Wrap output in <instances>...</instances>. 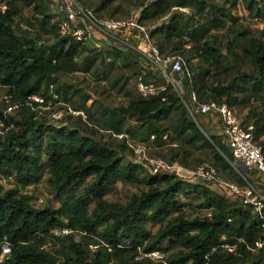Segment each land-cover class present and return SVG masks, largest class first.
<instances>
[{
    "label": "trees",
    "instance_id": "16d2710c",
    "mask_svg": "<svg viewBox=\"0 0 264 264\" xmlns=\"http://www.w3.org/2000/svg\"><path fill=\"white\" fill-rule=\"evenodd\" d=\"M77 1L89 9L86 2ZM116 2L100 0L92 11L99 19L103 18L96 13L104 12L108 15L104 18L121 19L116 18L120 9ZM237 2L143 0L140 8L147 9L139 23L161 22L149 33L152 44L163 54L183 56L186 69L194 59L197 64L187 74L182 98L172 87L149 98L128 91L126 105L101 111L107 117L103 125L109 129L96 126L92 130L120 141L116 148L86 134L88 118L79 126H69L64 118L59 124L40 119L38 111L32 112L40 106L33 97L43 100V106L54 102L71 107L72 87L62 85L58 77L77 72L99 75L118 60L125 68H134L138 53L88 50L71 36H61L58 25L53 40L32 38L30 26H22L27 35L18 34L16 21L24 8H32L47 21L52 18L49 6L44 0H0V86L7 90L10 106L19 105L15 112L21 115L18 119L0 109V175L17 184L11 189L0 184V264H264V210L259 214L240 198L213 190L210 183L192 184V179L173 173L154 175L137 159H125L128 153L134 156L128 140L148 149L149 142L178 145L168 162L178 161L189 169L192 150L209 147L211 164L222 177L247 186L227 162L232 154L221 137L207 135L209 141L182 100L193 92L203 104L226 103L233 108L247 104V122L253 125L255 142L264 152V111L251 106L255 101L264 106V29L255 35L234 17ZM243 2L251 18L264 21V0ZM174 7L190 8L192 14L185 16ZM159 35L164 42L158 40L155 45L153 38ZM245 63L250 65L247 70L242 69ZM224 75L231 77L227 84L219 81ZM134 76L157 85L164 80L151 64L143 71L136 68ZM127 82L119 91L125 90ZM84 100L86 104L91 97L86 95ZM89 107L85 105L84 110L88 112ZM143 172L149 175L142 176ZM43 180L61 201L58 208H37L21 192ZM118 183L140 190L127 203L111 202L106 196ZM191 194L203 197L207 214L189 216L182 210L180 198ZM150 224H160L156 233L149 230ZM62 229L72 232L55 234ZM4 244L10 248L5 255ZM93 244L100 245L96 251ZM156 251L163 254L162 260L148 256Z\"/></svg>",
    "mask_w": 264,
    "mask_h": 264
},
{
    "label": "rangeland",
    "instance_id": "374dc122",
    "mask_svg": "<svg viewBox=\"0 0 264 264\" xmlns=\"http://www.w3.org/2000/svg\"><path fill=\"white\" fill-rule=\"evenodd\" d=\"M86 2V6L89 8V10H94L95 4L98 3L100 0H82ZM216 2H220L222 0H215ZM143 2V0H117V2L114 4V6H119L120 9L118 11V14L116 18L121 19H128L131 17H140L139 12L141 9L140 5ZM44 4L48 5L49 15L52 18L47 19L45 21L44 17L41 15L34 14V11L32 8H24L22 16L17 19L16 21V31L18 34H26L24 33V26H30L34 32L32 33V38H36L37 40L41 41H47L53 40L56 36L57 31V25L59 23V20L64 14L62 12H59L57 9V4L55 0H44ZM184 12V11H181ZM144 13V12H143ZM99 17L104 18L108 17L107 13H96ZM232 15L236 18H239L240 22L245 25L246 28H249V30L253 34H258L261 30L264 29V21L258 18H251L249 15V11L247 9V5H237L232 10ZM147 24L150 25H156L161 24V22H155V21H149ZM23 26V27H22ZM43 34H46V36H43ZM27 35V34H26ZM150 35V34H149ZM29 36V35H28ZM50 36V37H49ZM154 44L158 45V40L163 41L164 37L156 36L153 38ZM130 44L135 47H139L140 40L131 38L129 40ZM164 42V41H163ZM160 47V46H159ZM186 48H189V46H186ZM224 48V47H223ZM143 50H146L147 56H151V48L147 47L146 45L142 47ZM125 51L130 52L134 51L138 53V56H135V59L137 60V64L133 66L134 68H125L121 60H118L116 65L114 67L112 66H106L105 70L102 69V73L99 75H94L93 73H81L77 72L72 75L68 76H60L59 82L62 85H70L72 87V90L70 91L69 97L71 103V107L68 104L69 107H67V103H54L50 102L48 106H43V100L38 98L36 102L40 104L38 107H33L32 112L35 110L38 111V117L42 120L59 124L61 123V119L64 118V122H66L69 126H79L80 122H84V120H87L90 124H88V127L90 130L86 131V134L90 137L96 139V140H103L104 142H108L113 147H119L121 145L120 141L114 140L110 138L107 135H102L101 133L94 132V128L96 126L104 127L103 123L105 120H107V117L105 115H102L101 111L105 108H116L122 105H126L129 98L126 96V92L133 91L137 92V76H134V70L137 68L143 71V69L148 68L150 66V62L147 58H144L142 55H140L139 52L134 50L132 47L126 49ZM124 53L126 58H130L131 56L128 53ZM169 52V50H167ZM135 55V54H134ZM84 56L79 57V61L82 60ZM197 64V59L192 60L190 65L187 66V71L191 73L194 72L195 65ZM249 63L243 64L242 69L247 70L249 68ZM136 67V68H135ZM104 72H106V78L104 77ZM144 74V73H142ZM126 79L128 82L126 83L125 90L119 91L122 88V85L124 82H126ZM117 80V82H116ZM216 80V79H215ZM160 82H164V80H159ZM219 81L227 84L231 81V77L229 76H221L219 77ZM212 82V80H211ZM77 90L78 92L74 93V91ZM90 96L91 100L85 104L84 97ZM245 95H241L240 98H243ZM93 103V104H92ZM92 105V107H89V105ZM256 106L258 109L260 108V111H264V106H261L259 102L255 101L251 103V106ZM89 107V111L84 110V106ZM248 107L246 105L241 106H234V109L236 110L238 116L241 118L243 123L245 125L248 124ZM10 103L9 98L7 97V90L0 86V109L4 112H9ZM71 108V110L69 109ZM75 109L82 110L83 113H74L76 112ZM12 116L16 118H20V113L12 111L10 113ZM72 115V116H71ZM82 117V119L80 118ZM81 119V121H80ZM194 121L197 123L198 127L207 135L216 136L218 138L219 135L213 130V125H218L219 120L216 118H210L207 116L199 115L195 116ZM3 125L0 122V134H2ZM208 137L209 141L210 138ZM135 139V138H134ZM136 140V139H135ZM138 141V140H137ZM179 144V142H175ZM213 144V143H212ZM149 150H148V156L154 157V158H162L166 161H170L172 157L176 154L174 149H178L180 146L177 145V147H172L168 144L163 145H157L152 144L149 142ZM180 145V144H179ZM214 145V144H213ZM174 148V149H173ZM180 154H183L180 151ZM182 156V155H179ZM213 150L211 148H203V149H197L192 150V154L187 158V164L189 169H194L197 165L199 166L202 162H208L212 163L213 159ZM126 160H132L136 159L134 156L132 157V154L128 153L125 157ZM227 159V158H226ZM227 162L230 164V166L233 168V170L238 174L242 179H244L242 176L245 175V169L240 165L236 164L234 162V159L232 157L231 160L227 159ZM175 164L180 165L178 161H175ZM182 167V166H181ZM186 169V168H185ZM188 169V170H189ZM148 176L149 174L147 172H143L142 176ZM192 179V178H191ZM192 184H199L200 186H203L204 182L200 181L197 178H193L191 181ZM0 184L4 186L5 189H11L17 187V184L14 182V179L8 177L5 174L0 175ZM213 190H215V187H212ZM140 189L133 185H124L122 183H118L114 188L111 189V192L106 196V199L111 202H119V203H127L130 198L139 191ZM21 192L24 194H27L30 196L31 203L37 207V208H44V207H55L58 208L60 206L61 201L56 197V194L53 192V190L48 186L47 181L43 180L37 185H32L26 188L21 189ZM180 204L182 205V210L187 214L191 216H196L198 214H207L209 212V209L207 208V204L203 202V197L198 194H191L186 197L180 198ZM160 224H150L149 230L153 233H156ZM168 243L165 244L167 246ZM158 261V260H157ZM154 264H158L157 262H154Z\"/></svg>",
    "mask_w": 264,
    "mask_h": 264
},
{
    "label": "built area",
    "instance_id": "2783aa9c",
    "mask_svg": "<svg viewBox=\"0 0 264 264\" xmlns=\"http://www.w3.org/2000/svg\"><path fill=\"white\" fill-rule=\"evenodd\" d=\"M57 9L62 12L58 23V33L61 36H71L75 41L83 44L88 50H106L117 48L126 50L133 48L144 58H147L151 65L160 71L164 78V83L157 85L146 83L142 76L137 78V88L143 97H152L165 92L168 87L182 98L183 84L188 71L186 61L181 55L172 53L163 54L154 46L150 40L149 33L155 25L140 24L138 16L128 19L103 18L99 19L93 11L81 6L77 0H55ZM174 9L185 11L183 8ZM24 28L30 29L27 26ZM131 38L139 39V47L132 46L129 42ZM150 47L152 55L147 56L143 46ZM37 100L38 97H33ZM185 107L192 117L199 115L216 118L219 124L216 129L222 142L230 149L234 162L240 164L245 169L242 176L247 183L245 188L240 187L235 182H231L222 177L219 171L208 162H204L191 171L177 164H170L160 158L148 156V148L141 143H133L128 140V146L133 151L134 157L148 168L152 174L173 173L177 174L181 170L192 173L193 178L210 183L212 187L229 198H240L244 204L253 207L255 212L261 214L264 210V152L262 147L255 142L253 125H245L238 116L236 110L226 103L203 104L198 102L197 95L190 93L188 99H182ZM18 104H13L9 108V113L16 111ZM78 114V112H74ZM115 137L127 138V135H116ZM154 139V136H152ZM167 140V136H164ZM255 174V179L251 177ZM70 229L56 230V235L70 234ZM99 244L91 246L93 251L99 248ZM3 254H8L10 248L8 244L3 246ZM148 256L162 260L163 254L159 251ZM164 264H167L164 262Z\"/></svg>",
    "mask_w": 264,
    "mask_h": 264
},
{
    "label": "crops",
    "instance_id": "0c3cea01",
    "mask_svg": "<svg viewBox=\"0 0 264 264\" xmlns=\"http://www.w3.org/2000/svg\"><path fill=\"white\" fill-rule=\"evenodd\" d=\"M237 3L240 6L241 5H245V3L243 2V0H238ZM174 8H173V11L181 12L180 10H176ZM180 8H183L185 10L184 12H181V13L185 14V16H190L192 14V10L190 8H187V7H180ZM216 127H217V125H213L212 126L213 130L218 134V131H217ZM251 177L255 179L256 176H255V174H252Z\"/></svg>",
    "mask_w": 264,
    "mask_h": 264
},
{
    "label": "water",
    "instance_id": "95a60500",
    "mask_svg": "<svg viewBox=\"0 0 264 264\" xmlns=\"http://www.w3.org/2000/svg\"><path fill=\"white\" fill-rule=\"evenodd\" d=\"M146 9H147V6L144 7L143 9H141L139 12V16H141ZM177 175L184 177L186 179H191L193 177L192 173L187 171V170H181L177 173ZM205 183H207V182H205Z\"/></svg>",
    "mask_w": 264,
    "mask_h": 264
}]
</instances>
